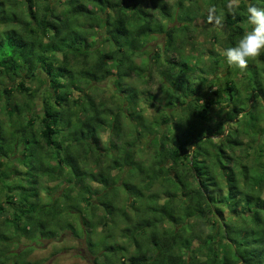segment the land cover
Listing matches in <instances>:
<instances>
[{
	"label": "trees",
	"instance_id": "1",
	"mask_svg": "<svg viewBox=\"0 0 264 264\" xmlns=\"http://www.w3.org/2000/svg\"><path fill=\"white\" fill-rule=\"evenodd\" d=\"M202 1L225 13V48L250 30L248 6L264 7L239 0L232 15L228 0ZM199 2L0 0V264H40L18 241L35 248L67 231L95 264H264V55L243 72L220 53L208 68L201 53L187 63L188 30L200 14L207 21ZM157 34L165 41L148 52ZM152 65L160 92L147 88ZM35 78L48 85L41 113ZM134 80L163 106L153 120L136 115ZM207 84L216 97L201 94Z\"/></svg>",
	"mask_w": 264,
	"mask_h": 264
},
{
	"label": "rangeland",
	"instance_id": "2",
	"mask_svg": "<svg viewBox=\"0 0 264 264\" xmlns=\"http://www.w3.org/2000/svg\"><path fill=\"white\" fill-rule=\"evenodd\" d=\"M145 1L147 2L148 0H144V3L146 4ZM165 1H167V3L170 6H172V8H175L176 3L178 2V0H165ZM199 4L201 6V13L203 12L208 13L207 4H205L202 0H200ZM162 18H163L162 19L163 23L165 25L170 24V22H168L166 18L164 17ZM194 29L195 30L197 29L195 33H193ZM188 31H190V34L193 33V35L195 36L196 43L193 49L191 48L192 45L185 46V51H186L184 55L185 61L189 63L190 65L192 64L196 65L197 64L196 59L199 57L198 54L201 53V56L203 57V61L207 65V68L210 67L215 57L219 53L222 54L223 49L225 48L224 38H225L226 33L224 31V28H218V26L216 25H211L207 23V21L200 14V16L193 22V25H191ZM188 31L186 33L189 34ZM93 34L98 40H101L105 36V31H101V32L93 31ZM215 35H216V38L214 37ZM164 41H165L164 36L159 35V34L154 35L150 37V40L147 41L144 49L147 50L148 52L155 51L156 49L160 48L163 45ZM136 61L141 62V58L137 57ZM225 63H226V60H224L223 64L227 65ZM202 66H204L203 62L199 63V68H201ZM151 68L153 70L154 77L149 81L147 88L149 90H152L153 92H160V87L162 85L161 76L159 77L157 72L154 71L155 67L153 65ZM216 70H217L216 71L217 76L219 75L227 76L229 74L226 67H223V66L222 67L220 66ZM204 72L207 76H211V74L213 73V72L212 73L209 72L207 74L206 71ZM28 82H30L29 84H30L31 89L37 92L35 110L41 113L43 111V97L46 95L48 85L47 84L40 85L38 78L29 80ZM113 83L114 82L112 78H108L105 81H102L98 84V88H99L98 92L101 94L102 97L109 98V96L112 94L115 88V85ZM132 88H137L136 89L137 93L138 94L140 93L137 98V104L135 108L136 115L137 114L144 115V117L148 120H153L156 116L160 115V112L162 111L161 109L163 106L161 107L160 104L154 101H152L150 104L149 100L145 99L147 98V96L141 93V91L144 89L143 84H139V82L134 80L132 82ZM203 93L210 95V97H216L214 92L210 91L209 84L203 87V89L201 90V94ZM239 97L242 100H245L244 94L240 95ZM253 99L254 98L251 96L250 104L251 102H253ZM152 104L154 106H152ZM125 106H127L128 108H131L132 105L130 101L129 102L126 101ZM224 114H225L224 112L221 113L222 116ZM161 118H160V122L163 123L161 121ZM121 119L124 122H129L130 120L134 119V117L128 118V117L123 116ZM176 120L178 119L177 118L172 119L173 122H175ZM235 125H236L235 123L230 122L228 124V127L230 126V128H234ZM159 127H160V134H163L166 131L165 129L166 126L164 127L162 125H158L157 128ZM110 132H111L110 129L102 128V138L104 140H107L108 137L110 136ZM149 135L150 134H147V136L143 137L142 143L140 147L138 148L139 150L142 151L145 148V146L147 147V140L150 139L151 137V135L150 136ZM220 135L221 134H218V136L213 137V140H215L216 142H219ZM117 173H118V170L114 172V174H117ZM125 175L126 174H124L123 176ZM49 186H50V192L54 193L55 195H59L62 192V191H59V192L56 191L57 188L55 187L56 186L55 182H50ZM64 187H65V184H64ZM43 195H44V198L47 199L45 192L43 193ZM121 197L124 198L125 196L122 195ZM263 197H264V193H263ZM163 198L164 197H162L161 199L162 201H163ZM79 226L81 227V225L78 224V227ZM100 235L101 233L97 234L98 237ZM31 244H34V243H32L29 239L22 237L18 241L17 246H18V251L24 253L25 257L29 261H32V262H39L40 264H95L94 257L88 251L87 245L84 239L75 237L72 233H70V231L65 232L61 237H58L56 239L45 240L43 241V243H38L36 244L35 248L32 247ZM126 245L127 247L131 248L129 240L126 243ZM29 249H32V250H29ZM122 253H123L122 250H119L116 252V256L120 257Z\"/></svg>",
	"mask_w": 264,
	"mask_h": 264
},
{
	"label": "clouds",
	"instance_id": "3",
	"mask_svg": "<svg viewBox=\"0 0 264 264\" xmlns=\"http://www.w3.org/2000/svg\"><path fill=\"white\" fill-rule=\"evenodd\" d=\"M239 7L238 0H228L227 13L235 15ZM224 15L225 13L215 6L209 7L207 21L222 26ZM247 20L251 25L250 30L243 34L235 46L226 47L222 52L227 65L242 72L248 68L250 60L255 61L264 55V7L249 5Z\"/></svg>",
	"mask_w": 264,
	"mask_h": 264
}]
</instances>
